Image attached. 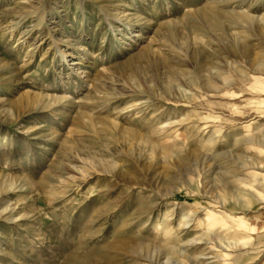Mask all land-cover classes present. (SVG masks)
Wrapping results in <instances>:
<instances>
[{"label":"rangeland","instance_id":"rangeland-1","mask_svg":"<svg viewBox=\"0 0 264 264\" xmlns=\"http://www.w3.org/2000/svg\"><path fill=\"white\" fill-rule=\"evenodd\" d=\"M0 264H264V0H0Z\"/></svg>","mask_w":264,"mask_h":264},{"label":"bare ground","instance_id":"bare-ground-1","mask_svg":"<svg viewBox=\"0 0 264 264\" xmlns=\"http://www.w3.org/2000/svg\"><path fill=\"white\" fill-rule=\"evenodd\" d=\"M248 207V206H247Z\"/></svg>","mask_w":264,"mask_h":264}]
</instances>
